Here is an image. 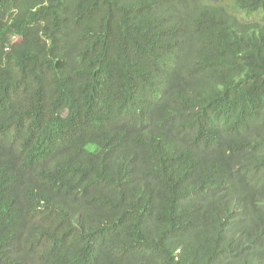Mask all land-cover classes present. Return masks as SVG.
I'll return each instance as SVG.
<instances>
[{
    "label": "trees",
    "instance_id": "16d2710c",
    "mask_svg": "<svg viewBox=\"0 0 264 264\" xmlns=\"http://www.w3.org/2000/svg\"><path fill=\"white\" fill-rule=\"evenodd\" d=\"M0 264H264V0H0Z\"/></svg>",
    "mask_w": 264,
    "mask_h": 264
}]
</instances>
